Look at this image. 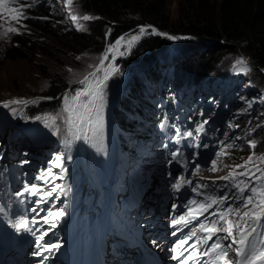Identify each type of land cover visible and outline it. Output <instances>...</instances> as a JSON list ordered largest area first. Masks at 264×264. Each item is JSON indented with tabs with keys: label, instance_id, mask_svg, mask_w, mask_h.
<instances>
[{
	"label": "rangeland",
	"instance_id": "rangeland-1",
	"mask_svg": "<svg viewBox=\"0 0 264 264\" xmlns=\"http://www.w3.org/2000/svg\"><path fill=\"white\" fill-rule=\"evenodd\" d=\"M24 1L29 2V5L36 6L39 11L48 12L41 16L48 29L45 35L40 36L42 46L21 57L19 54H23L21 51L24 47L19 50L16 48L20 47L31 35L26 30L28 28L26 10L21 9L18 5L14 8H7L9 13H6L5 10L0 12V117H6L10 123L15 124H17L15 121H21L23 106L31 98L39 97L42 89L49 85L52 76L57 74L68 84L67 89L60 96L62 110L55 112L56 114L52 116L39 118L49 123V127L55 131L56 135H74L79 132L77 130L75 132L73 123L69 119V112L65 111L66 107L76 110L78 101H74L72 96L77 91L87 87L89 91L103 92V100H100L98 96L95 97V103L100 106V117L94 119L91 128L94 132L109 130L115 123L116 112L124 110L126 105L133 106L137 101L132 92L134 79H136L137 85L143 88L148 83L155 86L160 77L175 78L176 75L180 81L190 83L192 82L190 75L178 74L181 71V62H186L187 59L184 60V58L188 56L190 58V55L193 54H197L199 57L201 52L207 50L208 47L211 48L212 45L210 43L206 46L197 44L194 37H181L179 34L167 30L160 32L156 29L153 32L152 29H149V32L142 33L139 27L135 32L120 35L115 42L110 43L107 38L106 41H103L104 46L100 52H97L96 47H92L72 53L61 46V41L70 33H88L89 27L95 21L94 14L83 10L79 0ZM178 1L168 0V13L171 21L175 23L178 21ZM84 16H88L90 19L84 20ZM9 29H15V31H9ZM32 34L36 37L40 35L34 31ZM158 34L161 35L162 44L156 49L157 52L151 63L155 69L145 70L142 60L144 53L131 58L129 52L140 38ZM132 37H138V39L132 40ZM191 41L194 43L189 45L188 43ZM110 48L113 50L109 51ZM104 55H107V59L101 64ZM240 60L246 61L247 70L238 65L237 62ZM99 64L101 66L97 68ZM261 71L264 74V69ZM93 72L96 73V79L103 81V86L100 89L97 88L95 80L89 75ZM106 73L108 78L105 80ZM151 73L156 76L154 81L148 78ZM212 73L213 75L210 74L211 78L205 79L206 83L212 86L214 95L217 94L215 100L228 99L232 107L231 111H228V113H232L230 120L222 121L226 127L227 137L230 138L231 144L237 143L248 151L246 155L238 156L240 162L244 161L241 165H245L251 156L255 164L254 166L247 164L246 167L254 170L256 166H259L264 169V161L261 160L264 158V151H259L264 147L263 139L258 138L259 130L256 127L257 122L261 118L264 119V75L257 74L248 60L238 52L223 54ZM86 76L89 77L87 85L81 83ZM134 93L137 95L141 93L140 88H136ZM240 94L244 96L239 98ZM66 97L68 98L67 104L65 103ZM13 100L24 103L10 104L9 102ZM6 103H9L8 107L4 106ZM212 112H214L213 109ZM50 113H45V115ZM251 114L254 116L252 117ZM210 115L213 114L210 113ZM244 115L247 122L239 124L238 120H234V118ZM93 116L95 117V113ZM6 122H8L7 119ZM19 125L22 126V123ZM251 143H254L255 147H251ZM228 150L229 147L225 152ZM238 158L227 153L222 158V171L211 175L218 178L220 174L225 173L228 176L232 172L238 178L239 174L245 171V168L237 167L240 165L235 162ZM259 175L260 173H257V176ZM230 181L229 179L226 183L230 184ZM44 187L46 190L48 189L46 183ZM231 189L236 193L234 185Z\"/></svg>",
	"mask_w": 264,
	"mask_h": 264
},
{
	"label": "trees",
	"instance_id": "trees-1",
	"mask_svg": "<svg viewBox=\"0 0 264 264\" xmlns=\"http://www.w3.org/2000/svg\"><path fill=\"white\" fill-rule=\"evenodd\" d=\"M79 2L83 10L94 14L95 21L89 27L88 33H70L61 41V46L72 53L92 47H96L97 52H100L104 46L103 41L107 38L112 43L120 35L135 31L139 26L150 24L160 32L167 30L181 37H194L197 44L205 46L212 44L211 48L208 47L207 50L201 52L199 57L193 54L190 58L189 56L184 58L187 60L181 62L179 75H190L200 83L201 80L212 77L210 74L213 75L212 71L223 54H236V52L248 60L257 74L264 75L261 71L264 69V0H179L176 23L171 21L168 13V0H79ZM45 12L48 13L37 10L36 6L28 7L26 11L28 28L26 30L31 35L20 47L16 48L19 50L24 47L21 51L23 54L20 53L19 56L24 57V54H30V51L32 53L42 46L40 36L45 35L48 29L41 18L42 15H46ZM33 31L40 35L36 37L32 34ZM193 43L191 41L188 44ZM161 44L160 34L142 37L132 47L129 52L130 57H137L140 53H144L142 60L145 70L155 69L151 63L157 52L156 49ZM135 82L132 92L136 99L137 94L134 90L139 89L140 86ZM67 87L68 84L54 74L49 85L42 89L40 96L31 98L23 106L22 120L15 122H31L45 113L59 111L61 109L60 96ZM138 95L140 96V93ZM242 96L244 95H240L239 98ZM135 107L136 104L126 105L124 110L116 112L115 119L119 127L129 128L135 123L134 120L125 122L127 113L131 112L126 117L135 114ZM251 116L254 115L251 114ZM234 120H238L239 124L247 122L245 115L238 116ZM256 127L259 130L257 136L263 139L264 145V119L261 118ZM233 148L235 149L234 158L248 153L237 143L233 144L230 150ZM259 151H264V147ZM235 162L243 164L244 161L240 162L238 158ZM261 181L264 182V180Z\"/></svg>",
	"mask_w": 264,
	"mask_h": 264
},
{
	"label": "snow or ice",
	"instance_id": "snow-or-ice-1",
	"mask_svg": "<svg viewBox=\"0 0 264 264\" xmlns=\"http://www.w3.org/2000/svg\"><path fill=\"white\" fill-rule=\"evenodd\" d=\"M4 0H0V4H2ZM75 19V17H73ZM84 20L90 19L88 16L83 17ZM9 31H15V29H9ZM145 30L141 29L143 33ZM155 32V29H153ZM170 39L172 37H169ZM132 40L138 39V37H132ZM119 44V41L117 42ZM115 47V46H113ZM113 48H110L109 51H112ZM107 59V56L102 58L101 64H103V60ZM238 65L242 66L244 70H247V63L244 60H240L237 62ZM99 71V69H97ZM90 77L95 80L96 86L98 89L102 88L103 81L96 79V73L93 72L89 74ZM108 78V74H105L104 79ZM89 82V77L86 76L82 84L87 85ZM99 97L100 100H103V92L102 91H89L87 87L77 91L72 99L74 101H78V105L76 106V110L72 108H65V111L69 112L70 122L73 123V126L77 128V130L82 132V137L87 138L86 132L83 131L84 125L92 126L94 119H99L100 117V106L95 103V97ZM83 97V99H81ZM67 97L65 98V103L67 104ZM10 104H20L24 103L23 101L13 100L9 102ZM9 103H6L4 106L8 107ZM95 113V117L93 116ZM207 123V121H205ZM202 127V126H201ZM177 135H179V129H177ZM186 135H191V133H186ZM81 136H77L76 138H82ZM251 147H255L254 143L250 144ZM174 158V157H173ZM59 159V157H58ZM264 161V158H261ZM22 163H26L22 162ZM253 163V158L250 156L248 161H246L245 165H239L237 167L245 168L244 172H241L239 175L244 177V179L236 180L234 173L230 172L228 176L221 177L223 180L232 179L234 186L238 189L239 199L243 201V207L248 208L250 205L252 206L249 211L244 212L242 220L245 217L248 219L245 221V229L240 232L239 239L233 235L232 229L233 227H240V225H233L231 221L227 220L226 217L231 214L234 209L229 207L228 209L220 212H213L210 216L205 218V221H202L198 225V229L203 232H207L208 235L204 238V243L207 244L209 240H212V237L216 235L218 231H223L226 233V236L223 239L231 238L232 243L224 247L219 240L213 242L208 249L204 252V255H209L210 253H215V260H224L225 264H255L256 261H264V184H261L259 187L255 186V182L258 180H264V169L256 166L255 169H249L246 167L247 164ZM257 173H260L257 176ZM177 190L180 188V184L177 183L174 185ZM27 190V189H26ZM248 192L249 195L245 196L244 193ZM229 197L225 195L221 200H216L215 198H210L209 204H198L197 201L193 200L191 202L192 205H197L198 208L203 211H197L196 209L190 207L188 215L193 219H198L200 215H203L204 212L208 211V208L215 204H222L224 201L228 200ZM195 212V215H194ZM237 215L239 212L237 211ZM211 216H218L217 220H212ZM184 222L185 224L190 223V220H186L184 216H181L179 220L174 221L175 223ZM256 234V237L259 239H253L251 242L246 244L249 236ZM192 235H196V230H193ZM187 243V238L183 241H180V245ZM232 244H237L238 247L235 248L237 256L242 257L239 262L229 261L226 259L228 248L232 247ZM195 247V244L192 246ZM192 256H189L188 259H191ZM206 264H214L212 260L206 262Z\"/></svg>",
	"mask_w": 264,
	"mask_h": 264
},
{
	"label": "bare ground",
	"instance_id": "bare-ground-1",
	"mask_svg": "<svg viewBox=\"0 0 264 264\" xmlns=\"http://www.w3.org/2000/svg\"><path fill=\"white\" fill-rule=\"evenodd\" d=\"M154 77H155V75H153V73H151V74L149 75L148 78H149V80L154 81ZM155 78H156V77H155ZM134 81H136V79H134ZM146 86H150V84L148 83V84H146ZM151 86H152V85H151ZM159 88H160V89H163V88H164V85L160 86ZM149 93H150V95H154V91H153V90H150ZM61 95H62V94H61ZM165 115L170 116L169 113H166ZM174 120H175L176 122H178L180 125L182 124L181 121H180L179 119L175 118ZM160 122H161V121H160ZM155 123H156V121H155L154 118H153V122H152L151 124L154 125ZM85 126H86V125H85ZM85 126H84V127H85ZM74 128H75V130H77L76 127H74ZM77 131H79V130H77ZM79 132H80V131H79ZM128 134H129V132H128ZM191 147H193V146H191ZM191 147H190V148H191ZM44 184H45V183H41V184L39 185L41 189H45ZM135 219H137V218H135ZM153 222H159V221H158V219H157V220H155V221H153ZM131 224H132V222L130 223V225H131ZM132 234L134 235V233H132ZM135 245H136V247H139L138 243H136ZM131 253H133V251H132Z\"/></svg>",
	"mask_w": 264,
	"mask_h": 264
},
{
	"label": "water",
	"instance_id": "water-1",
	"mask_svg": "<svg viewBox=\"0 0 264 264\" xmlns=\"http://www.w3.org/2000/svg\"><path fill=\"white\" fill-rule=\"evenodd\" d=\"M154 28H156V27H154ZM157 29V28H156Z\"/></svg>",
	"mask_w": 264,
	"mask_h": 264
}]
</instances>
